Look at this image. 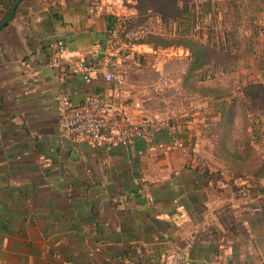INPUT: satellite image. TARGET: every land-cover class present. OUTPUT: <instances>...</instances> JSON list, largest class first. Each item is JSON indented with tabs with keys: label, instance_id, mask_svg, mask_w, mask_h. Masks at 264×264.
Masks as SVG:
<instances>
[{
	"label": "crops",
	"instance_id": "0c3cea01",
	"mask_svg": "<svg viewBox=\"0 0 264 264\" xmlns=\"http://www.w3.org/2000/svg\"><path fill=\"white\" fill-rule=\"evenodd\" d=\"M13 2L0 0V22ZM139 13L131 0H22L0 29V264H167L178 252L189 264H264V172L251 175L244 170L252 164L222 159L219 146L235 135L220 129L224 101L233 111L240 102L255 104L243 114L251 121L245 131L255 144L258 123L264 142V71L256 64L232 73L238 85L260 76V96L231 92L214 107L197 97L182 100L185 71L177 65L187 59L160 62L172 78L164 88L151 44L129 48L128 30L118 28V39L108 33L110 17ZM57 39L66 61L121 70L125 81H86L50 67ZM63 93L74 103L112 101L134 122L156 124L161 142L181 131L175 117L212 116L211 124L194 116L181 129L197 136L200 149L193 151L213 159L199 166L190 151L165 152L139 138L66 139L57 125ZM230 116L236 129L238 117ZM208 125L215 127L212 144Z\"/></svg>",
	"mask_w": 264,
	"mask_h": 264
},
{
	"label": "rangeland",
	"instance_id": "374dc122",
	"mask_svg": "<svg viewBox=\"0 0 264 264\" xmlns=\"http://www.w3.org/2000/svg\"><path fill=\"white\" fill-rule=\"evenodd\" d=\"M131 1L136 2L140 13L137 23L139 25L130 30L142 29L143 34L140 37L147 38L151 35V39L158 43V47L165 42L172 43V46L175 42L190 38L204 48L198 62H194L195 58L190 56L187 61L177 65L185 71L182 77L183 94L180 96L182 100L190 101L197 97L198 101L202 99L214 107L218 97L226 100L231 92L245 94L250 91L252 95H261L259 86L263 84L260 82V76L254 77L257 83L250 80L251 83L248 84L246 80L245 83L238 85L234 82L238 80V77H232V73L239 67L245 68L248 65V67H254L257 64L261 69L264 67V11H262L264 0ZM224 102H226L224 106L226 112L229 110L230 114L236 113L238 127L235 129L228 121L224 123L225 129L230 128V134L235 133V135L225 138L224 145L220 141L222 159L234 163L246 161L252 164L253 167L249 166L244 170L251 175L264 172V142L258 140V144H256L258 141L255 144L251 143V136L247 134L244 126L245 123L251 124V121L247 122L243 114L246 109H250L255 104L240 102L238 105L240 111H233L229 108L230 104L227 101ZM194 116L210 119V124L214 122L212 116L206 117L204 113L193 115L192 112L183 117H175L172 121L173 125H179L181 131L178 132L175 128L174 134L179 138L197 143L196 147L199 146L198 149H200L197 136L185 135L183 131L185 129H181V126L186 125V121L191 122ZM195 124L200 125V130H204L203 121ZM207 127L209 133L204 136L210 139L209 142L212 144L214 138L212 132L215 127L210 125ZM223 128L222 125L220 129L223 130ZM203 134L200 133V137ZM257 136L260 139V132ZM195 150H191L190 155L199 166L213 159L212 156L201 158L200 150L198 152ZM238 171H243V168Z\"/></svg>",
	"mask_w": 264,
	"mask_h": 264
},
{
	"label": "built area",
	"instance_id": "2783aa9c",
	"mask_svg": "<svg viewBox=\"0 0 264 264\" xmlns=\"http://www.w3.org/2000/svg\"><path fill=\"white\" fill-rule=\"evenodd\" d=\"M111 38L118 39V28L108 30ZM143 34V30H128L125 32L126 46H135V40ZM135 39V40H134ZM53 54L48 62L50 67L58 68L64 75L81 74L83 79L90 81L102 77L106 82L122 84L125 81L124 72L118 69L103 70L98 65L81 58L76 61H66V46L62 39H57L52 45ZM153 54L157 62L154 70L159 74L160 85L164 88L172 86V78L164 74L163 67L159 66L172 60H183L190 57V52L182 46L153 47ZM159 63V64H158ZM158 64V65H157ZM57 125L62 137L66 139L85 140L97 144L106 140L117 139L120 142H129L134 138L142 139L153 144L165 152L177 150L186 154L193 150L195 143L182 138H172L168 142L156 140L158 128L153 122H134L119 112L112 101L91 99L82 103H74L65 93L58 96ZM140 107V102H135ZM253 140L258 141V123ZM260 138L262 135L260 133ZM167 264H189L187 254L178 252L166 258Z\"/></svg>",
	"mask_w": 264,
	"mask_h": 264
},
{
	"label": "trees",
	"instance_id": "16d2710c",
	"mask_svg": "<svg viewBox=\"0 0 264 264\" xmlns=\"http://www.w3.org/2000/svg\"><path fill=\"white\" fill-rule=\"evenodd\" d=\"M139 17L136 19H113L110 17V22H109V30L113 28H119L120 30H130L136 28L139 24L138 23ZM151 35H149L147 38L140 37L139 39L135 40V43H148L151 44L153 47H158V43L154 42L153 39H151ZM172 43H163L159 47H168L171 46ZM175 46H182L184 48H187L190 52V56L194 57V62H198L201 59V52L204 51V48L196 41L192 39H187V40H180L178 42H175ZM200 53V55H199ZM264 71V67L262 68ZM225 118L223 122V126L225 129V124L227 121L231 123V116L230 112L227 111L225 112ZM230 128H227L226 130H229ZM172 138H178V135L172 134Z\"/></svg>",
	"mask_w": 264,
	"mask_h": 264
},
{
	"label": "water",
	"instance_id": "95a60500",
	"mask_svg": "<svg viewBox=\"0 0 264 264\" xmlns=\"http://www.w3.org/2000/svg\"><path fill=\"white\" fill-rule=\"evenodd\" d=\"M22 0H14V2L12 3L8 13L6 14V16L1 20L0 22V29H2L3 27H5L9 22L10 20L14 17V14H15V11H16V8L17 6L19 5V3L21 2ZM112 0H108L109 3H111ZM75 153H73L74 155Z\"/></svg>",
	"mask_w": 264,
	"mask_h": 264
}]
</instances>
